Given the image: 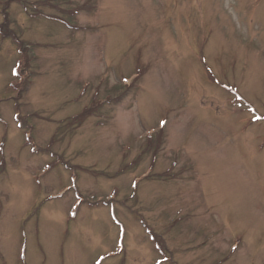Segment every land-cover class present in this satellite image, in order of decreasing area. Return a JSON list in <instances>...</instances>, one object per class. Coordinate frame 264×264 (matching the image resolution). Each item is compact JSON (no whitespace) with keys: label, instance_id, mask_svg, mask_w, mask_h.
I'll return each instance as SVG.
<instances>
[{"label":"rangeland","instance_id":"rangeland-1","mask_svg":"<svg viewBox=\"0 0 264 264\" xmlns=\"http://www.w3.org/2000/svg\"><path fill=\"white\" fill-rule=\"evenodd\" d=\"M0 264H264V0H0Z\"/></svg>","mask_w":264,"mask_h":264}]
</instances>
